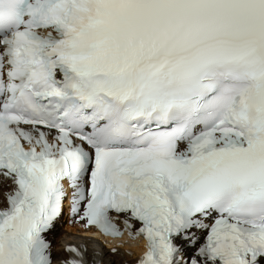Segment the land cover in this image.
Instances as JSON below:
<instances>
[{"label": "snow or ice", "instance_id": "1", "mask_svg": "<svg viewBox=\"0 0 264 264\" xmlns=\"http://www.w3.org/2000/svg\"><path fill=\"white\" fill-rule=\"evenodd\" d=\"M0 181V264H264V0H0Z\"/></svg>", "mask_w": 264, "mask_h": 264}, {"label": "bare ground", "instance_id": "2", "mask_svg": "<svg viewBox=\"0 0 264 264\" xmlns=\"http://www.w3.org/2000/svg\"><path fill=\"white\" fill-rule=\"evenodd\" d=\"M68 211L57 220L55 227L48 233L52 240L53 264H61L69 254L65 251L68 245L83 246L89 258L94 255L100 264H136L146 250L144 242L121 239L107 242L104 238L92 234V229L83 223H69ZM116 249V251H113Z\"/></svg>", "mask_w": 264, "mask_h": 264}]
</instances>
